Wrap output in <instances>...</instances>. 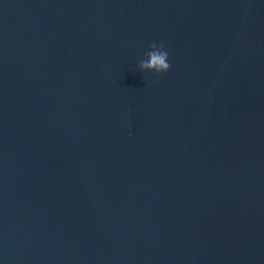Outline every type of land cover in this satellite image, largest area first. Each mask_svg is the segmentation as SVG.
<instances>
[{
  "label": "water",
  "instance_id": "1",
  "mask_svg": "<svg viewBox=\"0 0 264 264\" xmlns=\"http://www.w3.org/2000/svg\"><path fill=\"white\" fill-rule=\"evenodd\" d=\"M0 264H264V0H0Z\"/></svg>",
  "mask_w": 264,
  "mask_h": 264
},
{
  "label": "clouds",
  "instance_id": "2",
  "mask_svg": "<svg viewBox=\"0 0 264 264\" xmlns=\"http://www.w3.org/2000/svg\"><path fill=\"white\" fill-rule=\"evenodd\" d=\"M139 67L142 72H152L156 75L167 73L171 65L164 45L151 44L145 53V58L140 61Z\"/></svg>",
  "mask_w": 264,
  "mask_h": 264
}]
</instances>
